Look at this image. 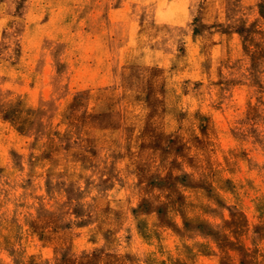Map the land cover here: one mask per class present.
I'll return each instance as SVG.
<instances>
[{
	"label": "rangeland",
	"instance_id": "obj_1",
	"mask_svg": "<svg viewBox=\"0 0 264 264\" xmlns=\"http://www.w3.org/2000/svg\"><path fill=\"white\" fill-rule=\"evenodd\" d=\"M0 264H264V0H0Z\"/></svg>",
	"mask_w": 264,
	"mask_h": 264
}]
</instances>
